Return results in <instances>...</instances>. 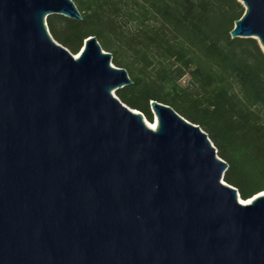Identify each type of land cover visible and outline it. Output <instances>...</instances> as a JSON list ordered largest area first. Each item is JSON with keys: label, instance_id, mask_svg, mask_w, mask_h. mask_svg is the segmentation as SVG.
Wrapping results in <instances>:
<instances>
[{"label": "water", "instance_id": "obj_1", "mask_svg": "<svg viewBox=\"0 0 264 264\" xmlns=\"http://www.w3.org/2000/svg\"><path fill=\"white\" fill-rule=\"evenodd\" d=\"M232 39L264 53V0ZM71 0H0V264H264V192L242 200L199 126L115 92L131 84L94 37L72 55L46 17Z\"/></svg>", "mask_w": 264, "mask_h": 264}, {"label": "trees", "instance_id": "obj_2", "mask_svg": "<svg viewBox=\"0 0 264 264\" xmlns=\"http://www.w3.org/2000/svg\"><path fill=\"white\" fill-rule=\"evenodd\" d=\"M80 21L46 17L72 55L94 37L131 84L115 92L151 123L150 102L206 133L227 164L223 180L242 200L264 192V53L232 39L237 0H71Z\"/></svg>", "mask_w": 264, "mask_h": 264}, {"label": "bare ground", "instance_id": "obj_3", "mask_svg": "<svg viewBox=\"0 0 264 264\" xmlns=\"http://www.w3.org/2000/svg\"><path fill=\"white\" fill-rule=\"evenodd\" d=\"M156 120L154 119L151 123H148L149 128L155 129L156 128Z\"/></svg>", "mask_w": 264, "mask_h": 264}, {"label": "rangeland", "instance_id": "obj_4", "mask_svg": "<svg viewBox=\"0 0 264 264\" xmlns=\"http://www.w3.org/2000/svg\"><path fill=\"white\" fill-rule=\"evenodd\" d=\"M147 122H148V121H147ZM259 194H262V193H259ZM259 194H258V195H259Z\"/></svg>", "mask_w": 264, "mask_h": 264}]
</instances>
